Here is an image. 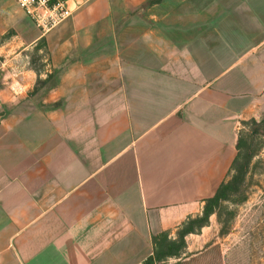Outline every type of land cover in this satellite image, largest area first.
Instances as JSON below:
<instances>
[{"label": "crops", "instance_id": "1", "mask_svg": "<svg viewBox=\"0 0 264 264\" xmlns=\"http://www.w3.org/2000/svg\"><path fill=\"white\" fill-rule=\"evenodd\" d=\"M61 1L44 32L0 0V264H144L264 119V0ZM203 238L157 264H228Z\"/></svg>", "mask_w": 264, "mask_h": 264}, {"label": "rangeland", "instance_id": "2", "mask_svg": "<svg viewBox=\"0 0 264 264\" xmlns=\"http://www.w3.org/2000/svg\"><path fill=\"white\" fill-rule=\"evenodd\" d=\"M44 63V55L35 52L25 60L23 67L27 72L33 70L40 74ZM14 78L19 85L18 78ZM45 83L39 80L34 92ZM239 141L242 146L234 174L228 180L231 187L228 198L214 207L208 224L196 226L193 234L203 235L205 239L197 249L214 242L223 245L228 264H264V119L243 122ZM242 173L243 183L236 186L234 178ZM204 212L205 208L201 217ZM193 239L189 237L188 241L193 243Z\"/></svg>", "mask_w": 264, "mask_h": 264}, {"label": "trees", "instance_id": "3", "mask_svg": "<svg viewBox=\"0 0 264 264\" xmlns=\"http://www.w3.org/2000/svg\"><path fill=\"white\" fill-rule=\"evenodd\" d=\"M51 78V77H50ZM49 80V79H48ZM242 142H238V150L241 149ZM239 155L236 159V164ZM235 164V165H236ZM244 175H238L234 178V184L239 186L243 183ZM231 191L230 185L223 184L219 189L218 193L212 199L207 201L205 212L203 217H198L196 219H191L187 225L178 233V239L176 241L169 240L167 234L160 235L153 238L155 253L150 257L144 264H157L168 258L180 257L182 252L187 248L186 237L190 234L195 233V227H204L208 224L211 216L214 214V207L220 203V201L228 198V193Z\"/></svg>", "mask_w": 264, "mask_h": 264}, {"label": "built area", "instance_id": "4", "mask_svg": "<svg viewBox=\"0 0 264 264\" xmlns=\"http://www.w3.org/2000/svg\"><path fill=\"white\" fill-rule=\"evenodd\" d=\"M24 13L30 16L44 31H48L70 15V10L61 0H18ZM3 106L0 101V122L3 117Z\"/></svg>", "mask_w": 264, "mask_h": 264}]
</instances>
